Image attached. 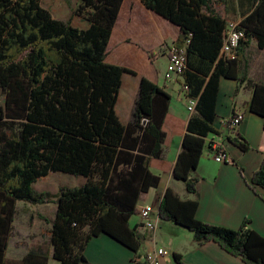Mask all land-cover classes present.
<instances>
[{
	"label": "trees",
	"instance_id": "obj_1",
	"mask_svg": "<svg viewBox=\"0 0 264 264\" xmlns=\"http://www.w3.org/2000/svg\"><path fill=\"white\" fill-rule=\"evenodd\" d=\"M140 1L179 30L173 45L185 52V97L196 101L186 124L169 115L168 93L144 77L129 123L120 122L115 109L121 78L137 76L105 61L122 0H78L74 15L88 23L86 30L54 19L41 0H0V264H88L84 249L100 234L128 248L132 264H147L139 253L138 227H130L129 219L141 196L158 188L160 174L172 171L196 196L192 174L210 135L244 153L249 149L228 122L226 133L215 129L221 79L251 90L249 112L261 117L264 131V84L249 78L246 55L251 42L264 53V0H251V11L237 24L244 35L233 59L220 56L227 22L211 7L217 2L227 12L229 0ZM164 48L146 52L150 61ZM181 132L183 143L171 168L162 160L164 149ZM49 173L86 181L60 187L56 195L36 192L33 185ZM249 186L264 191V159ZM17 202L54 204L55 216L48 247L36 244L20 260L9 261ZM198 206L196 198L181 200L167 189L157 216L190 231L196 245L210 241L243 264H264V237L249 220L237 230L213 226L196 218ZM171 256L174 264H185L179 254Z\"/></svg>",
	"mask_w": 264,
	"mask_h": 264
},
{
	"label": "crops",
	"instance_id": "obj_2",
	"mask_svg": "<svg viewBox=\"0 0 264 264\" xmlns=\"http://www.w3.org/2000/svg\"><path fill=\"white\" fill-rule=\"evenodd\" d=\"M215 3L222 6L224 10L222 14L215 10L217 14L226 19L227 12L224 6ZM231 3L232 0H229L227 11L233 8L242 12V15L238 13L237 25L251 11V0H234L233 5H230ZM77 4L78 0H75L73 6L69 7L68 4H62L59 0H55V13L52 17L61 22H69L76 29L86 30L89 27L88 23L74 15ZM170 25L169 22L146 9L140 0H122L119 15H117L107 46V50L110 49V55L107 52L105 61L107 62L108 59L106 63L108 65L122 66L137 73V76L124 75L121 78L115 112L123 125H127L130 121L136 94H138L139 79L144 76H141L134 67L122 65L113 58L115 53L121 49L130 50L134 56L142 57L153 64L154 76L147 79L168 93L171 98L169 115L182 120L185 124L190 118L191 113L188 112L185 95L181 88V79L174 82L164 80L165 67L168 62L167 48L174 44L179 33L177 27L173 25L171 27ZM253 45L256 47V44L251 42L250 47ZM163 46H166V48L161 50L160 54L155 57L154 62H151L146 52L158 53ZM257 52L263 54L264 57L263 51L258 50ZM246 55L249 61V78L264 84V61L259 62L258 59L253 61L251 57L249 58L251 56L250 48ZM237 82L231 79H221L219 81L215 129L218 133H226L227 120L233 114H242L243 119L236 130L249 143L248 151L244 153L230 145L221 136L210 135L207 140L213 139L222 142L228 162H214L213 158L208 156L204 149L197 168L192 174L197 179V197L195 194H189L185 191L184 185L172 177V171L166 174L162 173L160 174L158 188L151 189L141 196L136 205V215L129 219L130 227H138L136 236L140 243V250H142L141 254L153 251L156 248H163L168 251L169 255L162 257L160 264H174L172 253L179 254L185 264H243L239 258L226 254V251L215 243L209 241L202 245H196L190 231L171 222L159 220L155 233L142 230L140 228L141 211L149 209L151 213L157 214L158 205L167 189L172 190L181 200L196 198L199 204L196 218L201 222L237 230L241 223L247 219L250 221L249 227L264 237V191L258 187L252 189L249 186L251 176L264 159L263 120L261 117L249 112L252 92L246 86H240ZM127 113H129V117ZM183 137L184 132H181L173 137L170 145L164 149L162 160L171 168H173L176 158H178ZM79 179H81L79 180V186H81L86 179L82 177H79ZM48 205L42 206L46 207ZM41 216L44 217L45 214L42 213ZM48 235L50 236V234ZM28 250L22 251L20 248L15 247V258L12 261L23 258ZM84 255L88 264H132V252L128 248L101 234L88 243L86 249H84ZM6 259L11 261L8 258V248ZM50 261L48 264H50Z\"/></svg>",
	"mask_w": 264,
	"mask_h": 264
},
{
	"label": "rangeland",
	"instance_id": "obj_3",
	"mask_svg": "<svg viewBox=\"0 0 264 264\" xmlns=\"http://www.w3.org/2000/svg\"><path fill=\"white\" fill-rule=\"evenodd\" d=\"M62 4H68V6H73L75 0H59ZM41 3L43 6L46 7L48 11H50L51 16L54 17L55 13V0H41ZM234 0H232V3L230 5H233ZM76 7V6H75ZM211 7L218 11V13H223V7L219 6L216 3H211ZM238 13L242 15V12L236 11L233 8L229 9L226 13V21L227 25L233 24L236 25V19L238 16ZM171 26V25H170ZM172 27V26H171ZM251 49V59L256 60L258 59L259 62L264 61L263 54H259L258 49L253 45L250 47ZM154 51V50H153ZM107 52L110 55V49ZM261 55V56H260ZM113 58L120 62L122 65L126 66H132L134 67L137 72L146 78H150L154 76V66L149 61L147 62L144 58L134 56L132 51L130 50H119L115 53ZM108 62V59H107ZM106 62V63H107ZM118 64V63H117ZM128 78V77H127ZM132 78V77H129ZM4 103V96L0 90V105H3ZM188 111H189V105L186 103ZM127 116L129 117V113H127ZM79 177H72L71 175L61 174V173H49L44 178H39L37 182L33 185V189L36 192H49L51 194H57L58 189L60 187H78L79 186ZM54 205V204H53ZM49 204L48 206H31L28 204H24V202H17L16 208H17V215L15 216L14 223H13V230L10 234L9 239V247H8V258L11 259V261L15 258L14 256V249L15 247L20 248L22 251L28 250L30 247L40 244L49 246V232H50V221L55 215V205ZM39 212L40 215L42 213L45 214V218L47 219V222L43 220H39L37 217L38 215L36 212ZM33 216V222L29 221V217ZM33 224V225H32ZM40 235V236H39ZM142 250L139 251L141 253ZM50 264H56L52 260L50 261Z\"/></svg>",
	"mask_w": 264,
	"mask_h": 264
},
{
	"label": "built area",
	"instance_id": "obj_4",
	"mask_svg": "<svg viewBox=\"0 0 264 264\" xmlns=\"http://www.w3.org/2000/svg\"><path fill=\"white\" fill-rule=\"evenodd\" d=\"M237 26L233 24L227 25L226 33L224 34L223 47L220 50L221 57L234 58L235 51L238 49L237 45ZM167 64L164 72V80L168 82H174L177 79L183 80L181 74L185 69L186 58L184 48L177 49L174 45L167 48ZM184 95L186 96L187 88L182 84L181 86ZM185 98L186 103L189 105L190 113L194 112L196 101L193 99ZM235 114L229 118V130L234 131L235 129ZM222 138V137H221ZM206 154L213 158L216 163L228 162V157L226 156L222 142L216 140H207L206 143ZM141 221L140 228L144 231L155 233L158 225V216L149 211V209H143L140 213ZM145 260L147 264H160V259L167 257L169 255L167 250L163 248H156L153 251L145 252Z\"/></svg>",
	"mask_w": 264,
	"mask_h": 264
},
{
	"label": "bare ground",
	"instance_id": "obj_5",
	"mask_svg": "<svg viewBox=\"0 0 264 264\" xmlns=\"http://www.w3.org/2000/svg\"><path fill=\"white\" fill-rule=\"evenodd\" d=\"M243 35H244L243 32L238 30V35H237V45L238 46H239V40L243 37ZM235 117H236V119H235V129H237L239 124H240V122L243 119V116H242V114H238V115H235ZM229 121L230 120L228 119L227 122L229 123ZM235 129H234V131H235Z\"/></svg>",
	"mask_w": 264,
	"mask_h": 264
}]
</instances>
